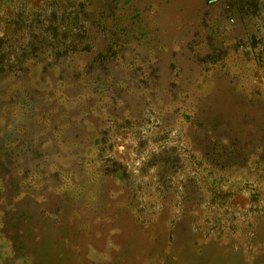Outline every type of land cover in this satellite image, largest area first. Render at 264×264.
<instances>
[{
  "label": "rangeland",
  "instance_id": "1",
  "mask_svg": "<svg viewBox=\"0 0 264 264\" xmlns=\"http://www.w3.org/2000/svg\"><path fill=\"white\" fill-rule=\"evenodd\" d=\"M0 264H264V0H0Z\"/></svg>",
  "mask_w": 264,
  "mask_h": 264
}]
</instances>
